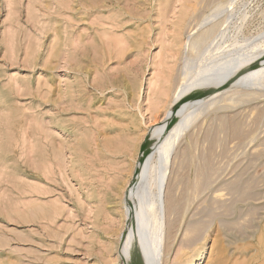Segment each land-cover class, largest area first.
Segmentation results:
<instances>
[{"label": "rangeland", "instance_id": "rangeland-1", "mask_svg": "<svg viewBox=\"0 0 264 264\" xmlns=\"http://www.w3.org/2000/svg\"><path fill=\"white\" fill-rule=\"evenodd\" d=\"M212 28L190 79L264 62V0H0V264H134L125 191ZM235 91L175 147L159 264H264V80Z\"/></svg>", "mask_w": 264, "mask_h": 264}, {"label": "bare ground", "instance_id": "bare-ground-1", "mask_svg": "<svg viewBox=\"0 0 264 264\" xmlns=\"http://www.w3.org/2000/svg\"><path fill=\"white\" fill-rule=\"evenodd\" d=\"M212 32H214L213 28L189 43L191 56L189 57L188 63L182 69L185 77L183 86L180 87L181 90L178 92L175 91V94L173 93L172 100H170L172 102L171 107L169 106L171 111L169 110L168 114L166 113L167 118L162 125H158V128L156 127L157 129L153 127L155 129V131L153 129V133L149 132L147 141L144 143L142 151L140 152L137 167L135 168L136 170L138 169L139 174L136 179H132L126 188V206L130 223L129 228L127 227V231L124 233V241L120 245L119 250L121 251L120 257L122 259L125 258L127 262L131 260L135 249H138L142 264H159L164 237L167 235L165 228L168 225L166 221L165 224H167L164 227L163 218L165 216L163 218L161 217V210L163 209L164 203H166L164 199L166 195V192L164 193V183L169 173L170 162L175 147L183 133L190 127L192 120L204 112L209 106L217 102L222 97V94L227 91L232 90L233 92L230 95H236V89L246 84H261L264 80V62L260 64L256 63V61L257 66L254 68H251L250 63L248 64L246 61L247 63H243L244 65L240 63L241 65L239 64L238 66H226L220 68L217 72H213V70L210 73H200L198 77L196 76V78L190 79L194 71L193 65L205 54V44ZM250 62L253 63L252 60ZM234 77L235 79L227 86L225 85L226 87L223 90L203 100L194 101L199 96L208 92L209 89L220 87L230 80V78ZM190 99L192 104L187 106V101ZM180 105L182 106L179 107ZM173 110H177V112L173 114ZM172 122L173 125H171ZM170 125V129H167ZM156 157L158 158L157 161L154 160ZM152 161L157 162L156 167L155 165L151 166ZM170 193L168 194L169 197H171L170 195L174 197L175 193ZM157 198L159 199L158 204L156 201ZM167 202L170 205L175 203L176 206L177 204V201L173 203V201H170V198ZM167 208H169V205ZM167 208L164 210L168 211ZM173 208L169 210H173Z\"/></svg>", "mask_w": 264, "mask_h": 264}, {"label": "water", "instance_id": "water-1", "mask_svg": "<svg viewBox=\"0 0 264 264\" xmlns=\"http://www.w3.org/2000/svg\"><path fill=\"white\" fill-rule=\"evenodd\" d=\"M223 89H224L223 86H220V87H218V88H212V89H209L208 92H206V93L203 94L202 96H199V97L196 98L194 101H197V100H203V99L209 97L210 95H212V94H214V93H217V92H219V91H221V90H223ZM182 105H183V104H182ZM182 105H180L179 107H181ZM178 110H179V108H178ZM176 112H177V110H173V114L176 113ZM171 125H173V122H172ZM171 125L168 126L167 129H170ZM138 174H139V172H138V169H137V170L135 171V173H134L133 179H136L137 176H138ZM133 181H134V180H133ZM122 241H124V236H123V238H122ZM133 258H134V264H140V263H141V262H140V258H139V251H138V249H135L134 254H133Z\"/></svg>", "mask_w": 264, "mask_h": 264}]
</instances>
